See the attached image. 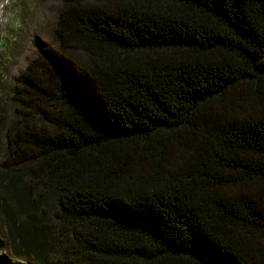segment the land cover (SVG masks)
Instances as JSON below:
<instances>
[{
	"label": "trees",
	"instance_id": "1",
	"mask_svg": "<svg viewBox=\"0 0 264 264\" xmlns=\"http://www.w3.org/2000/svg\"><path fill=\"white\" fill-rule=\"evenodd\" d=\"M55 31L12 87L14 252L264 264V0H66Z\"/></svg>",
	"mask_w": 264,
	"mask_h": 264
},
{
	"label": "rangeland",
	"instance_id": "2",
	"mask_svg": "<svg viewBox=\"0 0 264 264\" xmlns=\"http://www.w3.org/2000/svg\"><path fill=\"white\" fill-rule=\"evenodd\" d=\"M66 0H9L0 17V171L9 163L5 153V127L15 113L16 101L12 98V87L16 77L25 69L27 62L35 55L32 40L36 37L58 46L56 31L59 12ZM3 3V0H0ZM76 53L81 48L71 47ZM44 216L50 223L58 220L55 205L42 206ZM15 204L0 184V251L6 253L18 264H36L31 258L13 250V221L21 219ZM14 211L15 215L11 214ZM52 257L49 264H58Z\"/></svg>",
	"mask_w": 264,
	"mask_h": 264
},
{
	"label": "clouds",
	"instance_id": "3",
	"mask_svg": "<svg viewBox=\"0 0 264 264\" xmlns=\"http://www.w3.org/2000/svg\"><path fill=\"white\" fill-rule=\"evenodd\" d=\"M9 3V0H3V3H0V17L3 16V8H4V5Z\"/></svg>",
	"mask_w": 264,
	"mask_h": 264
}]
</instances>
